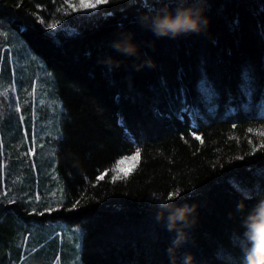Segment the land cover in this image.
I'll use <instances>...</instances> for the list:
<instances>
[{
	"label": "trees",
	"instance_id": "1",
	"mask_svg": "<svg viewBox=\"0 0 264 264\" xmlns=\"http://www.w3.org/2000/svg\"><path fill=\"white\" fill-rule=\"evenodd\" d=\"M180 3L108 0L73 11L64 0H0V41L3 29L12 36L0 45L9 89L0 96V264H54L57 223L77 228L82 264H169L174 234L156 221L153 194L177 190L176 205L195 206L180 252L192 264H241L244 219L264 198V0H201L207 24L176 39L145 26L143 17ZM124 40L135 56L113 48ZM27 49L52 74L62 117L44 161L32 146L45 137V92L32 91ZM108 60L119 67L109 71ZM146 60L153 67L136 70ZM137 149L130 170L112 171Z\"/></svg>",
	"mask_w": 264,
	"mask_h": 264
},
{
	"label": "clouds",
	"instance_id": "2",
	"mask_svg": "<svg viewBox=\"0 0 264 264\" xmlns=\"http://www.w3.org/2000/svg\"><path fill=\"white\" fill-rule=\"evenodd\" d=\"M146 27L158 38L176 39L181 35L199 33L207 24L203 17V8L201 0H181V3L174 9L161 10L152 16L143 17ZM113 48L127 56H135L137 48L129 40L116 42ZM109 71L113 66L119 67L116 63L113 65L111 60L107 61ZM153 67L151 60H146L144 64L137 66ZM180 190H177L179 192ZM175 197L169 198L162 194H153V203L159 209L156 214V221L163 222L165 230L173 233L170 245L166 249L169 257V264H192V256L188 253H181L188 242L186 229L190 228L195 221L189 220L194 213V205H176ZM243 204L238 205V210L243 209ZM244 232L241 244V264H264V198L259 199L247 214L243 222Z\"/></svg>",
	"mask_w": 264,
	"mask_h": 264
},
{
	"label": "rangeland",
	"instance_id": "3",
	"mask_svg": "<svg viewBox=\"0 0 264 264\" xmlns=\"http://www.w3.org/2000/svg\"><path fill=\"white\" fill-rule=\"evenodd\" d=\"M78 3L79 0H76ZM4 20H0V25H2V28L4 27ZM12 36L7 31L6 29H3L2 36H1V42L4 41L5 39L7 40L8 38L10 39ZM20 41V40H19ZM16 46H20V44H17ZM26 62L30 68V72L32 71L34 73V82L32 85V91L34 93H38L40 91L45 92L44 95L45 97L42 100V96L40 95V103L38 104L39 106L38 109H42L43 117H44V141H42L40 145V149L38 145L32 146L34 150H37L38 153L43 152V156L41 157V160L44 161V154H48L49 150L53 148V143L54 139L57 137H61V113L60 109L56 107V98H57V86L55 83V80L53 79L52 74L49 71H46L45 68L43 67V59L38 58L39 56L37 54H33L31 51L28 49L26 52H24ZM5 54L4 52L1 53L0 57V65L2 66L3 64V58ZM8 56L10 57V62L12 66L13 73L16 66V53H15V47L10 46ZM3 79V76H2ZM2 80H1V74H0V96H4L7 93V90L9 89H2ZM17 88V85H11V93H12V104L13 106L17 107L18 106V97L16 95L15 89ZM14 89V90H13ZM17 90V89H16ZM6 93V94H4ZM44 149V150H43ZM136 162V159L134 160H128L124 161L122 164H120L119 169L120 172H126L130 170ZM54 177L57 176V171L55 170V173L53 175ZM51 202V201H50ZM54 202V201H53ZM57 226L62 227L61 231L64 233V241L63 237L60 236V244H61V249H58L57 253L58 255L56 258H53L54 264H82L81 262V257L79 256V249H80V238L79 234L77 233V228H69V226L65 225L64 223H57ZM79 229V228H78ZM52 244H46L44 245L41 250L42 251H49L51 250ZM51 258V257H50ZM49 258V259H50ZM20 264H33L29 261L22 262ZM35 264V263H34ZM40 264V262H38Z\"/></svg>",
	"mask_w": 264,
	"mask_h": 264
},
{
	"label": "snow or ice",
	"instance_id": "4",
	"mask_svg": "<svg viewBox=\"0 0 264 264\" xmlns=\"http://www.w3.org/2000/svg\"><path fill=\"white\" fill-rule=\"evenodd\" d=\"M64 2L68 4V7L71 8L73 11H77V10H86V9H96L98 5L107 4L108 0H79L78 5H73L72 3H70V0H64ZM57 11H61V9L58 8ZM65 14H68V13H65ZM40 23L44 24L45 22L43 19H41ZM58 24H59V20H56L51 23H47L45 26L49 29H55ZM261 135H264V133H261ZM194 139L203 143L199 135L194 134ZM249 143H251V141H249ZM261 147H264V144H262ZM255 151L256 149L254 148L253 152ZM137 157H139V149L136 150V153L134 154V156H126L121 161L117 162V165L112 169V171L114 173H117L119 171L120 164H122L124 161L134 160ZM241 158L242 157H237V159H241ZM128 175L129 173H124L123 175L114 174L111 179L113 182H115L117 179H127ZM97 179H103V176L97 177ZM178 195H179V192L176 191L174 193L169 194L168 197L171 199Z\"/></svg>",
	"mask_w": 264,
	"mask_h": 264
}]
</instances>
